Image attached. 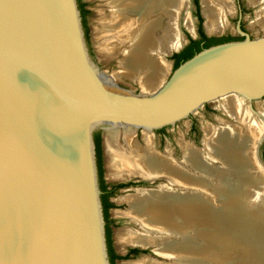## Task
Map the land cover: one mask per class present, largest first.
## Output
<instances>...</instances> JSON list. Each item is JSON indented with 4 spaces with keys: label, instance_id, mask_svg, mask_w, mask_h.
I'll use <instances>...</instances> for the list:
<instances>
[{
    "label": "water",
    "instance_id": "water-1",
    "mask_svg": "<svg viewBox=\"0 0 264 264\" xmlns=\"http://www.w3.org/2000/svg\"><path fill=\"white\" fill-rule=\"evenodd\" d=\"M79 1L86 35L77 0H0V264H109L96 131L104 177L115 181L112 140L199 157L240 111L264 113V35L250 38L237 26L243 39L202 48L158 89L136 93L109 75L91 2ZM188 5L184 0L182 9ZM180 37L178 47L161 53L164 60L189 43ZM263 141L264 134L255 153L264 168ZM130 180L153 186L135 192L178 190L162 176ZM111 199L110 237L119 253L115 192ZM252 202L226 215L232 243L216 242L226 253L239 247L230 260L242 264L264 263V233L247 216ZM254 234L261 253L248 262L243 247L253 251L241 242Z\"/></svg>",
    "mask_w": 264,
    "mask_h": 264
},
{
    "label": "bare ground",
    "instance_id": "bare-ground-1",
    "mask_svg": "<svg viewBox=\"0 0 264 264\" xmlns=\"http://www.w3.org/2000/svg\"><path fill=\"white\" fill-rule=\"evenodd\" d=\"M182 2L111 0L110 19H103L97 25L106 55L112 54L115 46L128 45L124 47L123 59L118 62L119 68L125 78L138 84L142 93H152L164 82L168 66L160 60L163 59L161 53L174 49L181 37L178 40L170 23L164 29L162 22L164 17L174 22ZM249 3L263 4L264 0H249ZM201 6L208 33L226 27L227 0H201ZM255 23L264 30V4ZM109 43L113 47L108 46ZM259 114L240 111L232 120L236 126L227 125L199 157L183 154L178 164L150 147L126 142L119 145L112 140L115 178L162 176L178 188L176 191L166 190V187L138 191L124 199L128 210L123 215L130 217L139 231L136 235L130 232L118 235V240L122 244L152 247L168 261L143 258L136 264L243 263L239 259L230 260L231 256L238 255L239 247L227 246L226 253L216 242L227 239L232 243L226 215L250 201H253L252 212L247 216L254 222L255 229L260 227L259 233H264V168L255 153L258 140L264 134L263 121L256 118ZM192 187L193 191H182ZM228 187L232 189L227 190ZM221 194L225 195L223 201L216 204ZM249 237L241 242L248 245V252L253 251L247 254L243 247V256L248 262L255 258V253H261L255 234Z\"/></svg>",
    "mask_w": 264,
    "mask_h": 264
},
{
    "label": "rangeland",
    "instance_id": "rangeland-1",
    "mask_svg": "<svg viewBox=\"0 0 264 264\" xmlns=\"http://www.w3.org/2000/svg\"><path fill=\"white\" fill-rule=\"evenodd\" d=\"M227 1H228L229 9L226 10V14L224 15L226 27L223 30L219 29V30H216V31L210 32V33H208L206 31V29H205V21H206L205 19L206 18L204 16L203 11H202L203 10L202 6H201V11H202V15H203L202 18H201V14H200V7H199L200 5L195 8V2L197 4L199 2V0H189V5L187 7H185L184 9H182L183 8V6H182L180 8V10L182 9V11L180 13V17H179L178 21H177V18L173 22V20L168 19L167 17H164L163 22H162L163 23L162 25H164L163 28L167 29L169 26V23H170L171 29L173 28L175 31V34L178 36V40L180 39V35L183 36L186 40H189L190 35H192L193 28H195V30H197V27H199V26L201 27V31H203V33L207 34L209 37L237 38L239 36V33L237 31V26L244 28L243 32L247 33L250 38H256V37H260V36L264 35V30L262 28H260V26L255 23L256 15L258 14L259 10H261V8L263 9L264 3L252 5L249 3V0H238V4L236 3V0H227ZM90 2H91L94 18L96 21V25H98L99 21L100 22L103 21V19L104 20L110 19L111 14H110V8L108 5L111 2V0H90ZM182 3H184V0ZM180 10H179V12H180ZM196 11L200 17V20L196 14ZM109 42H112V41H109ZM178 45L176 47H178ZM108 46L113 47V44L109 43ZM124 47L127 48L128 45L125 46L124 44H121L119 47L115 46V49H113V48L111 49L112 54L106 55L104 53L105 60L107 63V67H108V71H109V75L111 77H113V79L119 84L120 87H122L126 90H132V91L137 93V92H139V90L141 91V88L139 86H137L138 84H136L135 82H132L131 80L125 78L123 76L120 68H119V63L123 59L122 54L124 52V49H126ZM160 60H163V62H165L166 65L168 66L165 77H164V80H165L166 77L170 74V72L173 69H175V62H174V60H172L171 57H165V60L164 59H160ZM253 113H255V112H253ZM257 113H260L259 114L260 116L257 115L256 118L258 119V121H263V125H264V113L263 112H257ZM257 119H256V121H257ZM229 125H230V127H234L237 124H235L233 121H231L228 124V126ZM263 128H264V126H263ZM141 147H145V146H141ZM151 149L153 151L159 152L162 155L168 156L170 158H173L171 156V153H172V155L174 156L173 159L176 158V160H181V159H179L181 156V154H179V153L155 149V148H151ZM259 156H260L261 161L264 163V141L259 147ZM130 179H133V178H130ZM130 179L124 178V179H119L116 181L126 182L127 180H130ZM137 188H153V186L152 185H146V184L145 185L133 184L132 186L122 187V188L115 191L118 235L121 232H126L127 230L136 231V232L139 231L138 226L136 224H134V222L131 220V218L127 217L126 214L123 215L128 210V205L124 201V199L128 198L129 196L136 194L134 189H137ZM118 245H119V252L120 253L124 252V250L129 249L130 247H134L132 245H127V246L120 245V244H118ZM150 249H146L144 251H137L132 256H130L124 260H119V262H120V264H123L124 262H125L124 264H133V263L136 264V263L140 262L141 260H144L143 258H149V259H152V260L157 261V262H168L167 259H164L162 257H159V256L152 254Z\"/></svg>",
    "mask_w": 264,
    "mask_h": 264
},
{
    "label": "flooded vegetation",
    "instance_id": "flooded-vegetation-1",
    "mask_svg": "<svg viewBox=\"0 0 264 264\" xmlns=\"http://www.w3.org/2000/svg\"><path fill=\"white\" fill-rule=\"evenodd\" d=\"M77 3H78V9H79V13H80L83 33H84V35H86L85 34V18H84L85 9L82 7V3L79 0H77ZM236 3L238 4V0H236ZM198 6H199V2L197 4L195 2V8ZM196 13H197V11H196ZM199 28L201 29V27L199 26V27H197V30H196L197 38L196 39H189V43H190V40H200L201 39L200 34H199ZM240 29L242 31H244V28L240 27ZM203 34L207 38H218V37H209L205 33H203ZM229 38H231V37H229ZM239 38L243 39V36H241L239 34V36L237 38H233V39H239ZM189 43L185 47H187L189 45ZM202 44H203V42L200 43V45H202ZM163 129L164 128L156 130L155 132H160ZM100 131L101 130H98L93 134V143H94V150H95V164H96V172H97V185H98V189L100 191L99 197H100L101 210H102V216H103V221H104V237H105L107 258H108L109 264H114L115 261L124 260V259L132 256L133 254H135L137 251H144L146 249H144V250L139 249L138 245H132L135 247L126 249V250H124V252H121V253L120 252L118 253L117 251H115L113 249L114 248L113 242L111 241V237H110V235H111V219L109 217V214H110L109 210L111 209V204L113 203L111 196L116 190H118L122 187L132 186L133 184L145 185V183L135 182L134 180H131V181L127 180L126 182H119V181H116V180H119L118 178H115V181H114L110 178L104 177V174L106 171V169H105L106 168V166H105L106 157L104 155V143H103V138H102ZM136 133H141V132L136 131ZM118 143H119V145H122L121 141H118ZM171 156L174 158L172 153H171ZM173 158H171V160L172 161L175 160L176 161V163L174 161L175 164L180 163V162H178L179 160H176V159L173 160ZM130 178H137V177H130ZM122 179H124V178H122ZM146 185H148V184H146ZM161 189H163V187ZM139 191H146V190H139ZM136 193H139V192L137 191ZM104 201L107 203L108 206L105 207ZM128 232L133 233L135 235L137 234L136 231L127 230L126 232H121L119 235L124 234V233H128ZM118 244L127 246V244H122L119 240H118ZM146 248L150 249L152 247H146ZM110 250H111L114 258L111 257Z\"/></svg>",
    "mask_w": 264,
    "mask_h": 264
},
{
    "label": "trees",
    "instance_id": "trees-1",
    "mask_svg": "<svg viewBox=\"0 0 264 264\" xmlns=\"http://www.w3.org/2000/svg\"><path fill=\"white\" fill-rule=\"evenodd\" d=\"M197 16L200 20V17L198 14H197ZM199 34L201 37L200 40H190V43L187 47H185L181 52L174 54L172 56V60H174V62H175V68H177L178 65L181 64L182 62L191 58L194 54L199 52L202 48H207V47H210V46H213L216 44H220V43H224V42H228V41L241 40V38L233 39V38H229V37H226V38H207L203 34V32L201 31L200 28H199ZM201 42H203L202 45H200ZM104 204H105V207L108 206L105 201H104ZM110 254H111V257L114 258L111 250H110Z\"/></svg>",
    "mask_w": 264,
    "mask_h": 264
}]
</instances>
